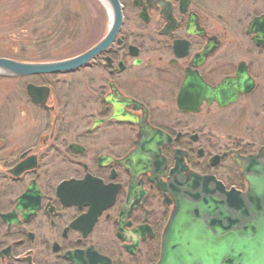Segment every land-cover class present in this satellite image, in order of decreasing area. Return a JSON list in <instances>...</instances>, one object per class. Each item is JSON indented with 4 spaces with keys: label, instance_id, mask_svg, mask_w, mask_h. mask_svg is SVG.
I'll return each instance as SVG.
<instances>
[{
    "label": "flooded vegetation",
    "instance_id": "obj_1",
    "mask_svg": "<svg viewBox=\"0 0 264 264\" xmlns=\"http://www.w3.org/2000/svg\"><path fill=\"white\" fill-rule=\"evenodd\" d=\"M82 1L92 40L28 62L114 28L110 42L73 70L0 75V264H147L148 248L156 264L175 207L162 188L190 173L244 187L235 157L264 146L239 136L264 119V0Z\"/></svg>",
    "mask_w": 264,
    "mask_h": 264
},
{
    "label": "water",
    "instance_id": "obj_2",
    "mask_svg": "<svg viewBox=\"0 0 264 264\" xmlns=\"http://www.w3.org/2000/svg\"><path fill=\"white\" fill-rule=\"evenodd\" d=\"M111 1L116 5V0ZM117 15L119 18L118 12ZM114 36L113 28L99 48L57 63H21L0 58V75L73 70ZM38 90L43 89L28 88L30 96ZM235 162L247 183L245 192L227 190L211 176L174 175L176 186L164 189L174 198L175 207L162 236L157 264H264V147L248 157L236 156ZM96 260L83 264H95ZM101 264L109 263L102 258Z\"/></svg>",
    "mask_w": 264,
    "mask_h": 264
},
{
    "label": "rangeland",
    "instance_id": "obj_3",
    "mask_svg": "<svg viewBox=\"0 0 264 264\" xmlns=\"http://www.w3.org/2000/svg\"><path fill=\"white\" fill-rule=\"evenodd\" d=\"M95 11V7L82 0H0V54H15L16 58L27 61L71 56L84 47L88 36H91L89 42L92 40L94 23L98 21ZM101 15H105L103 9L99 12V18ZM77 77L63 78L72 81L67 90L73 89L71 103L77 97ZM255 109L252 108L249 113ZM253 118L248 115L239 119V132L240 128L242 130L239 136L248 144V148H257L264 141V138L247 132V127L251 126L255 130L264 129V119ZM238 188L244 189L243 186ZM143 253L139 259L147 260V264H152L158 255H154L149 248Z\"/></svg>",
    "mask_w": 264,
    "mask_h": 264
}]
</instances>
